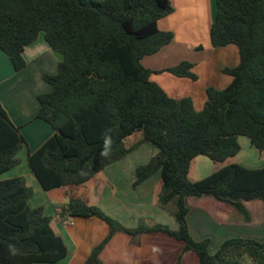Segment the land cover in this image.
Listing matches in <instances>:
<instances>
[{
  "label": "trees",
  "instance_id": "16d2710c",
  "mask_svg": "<svg viewBox=\"0 0 264 264\" xmlns=\"http://www.w3.org/2000/svg\"><path fill=\"white\" fill-rule=\"evenodd\" d=\"M173 10L170 0H0V50L15 71L26 67L25 48L42 32L63 57L57 73L43 77L51 91L38 96L36 114L55 133L29 156V165L49 192L84 186L145 143L159 149L136 169L134 187L159 171L157 204L171 208L177 230L143 218L138 227L125 228L83 194L69 192L59 205L63 222L97 217L109 227L84 264H102L99 256L117 233L139 246L142 236L153 232L184 243L175 264H182L187 253H194L198 264H264V240L234 236L211 252L210 238L193 239L187 222L189 198L226 204L232 219L238 216L245 223L252 220L246 203L264 204V167L234 163L195 182L188 178L198 156L215 163L237 156L241 136L264 158V0H217L211 45L236 46L240 61L223 69L232 77L226 88H207L200 111L191 98L169 97L142 63L172 42L173 34L161 31L158 22ZM193 68L183 61L157 73L196 80ZM136 133L141 138L127 146ZM105 137L112 141L107 155ZM25 144L0 102V264H56L69 251L53 229L52 217L43 206H29L33 191L24 177L2 178L20 164Z\"/></svg>",
  "mask_w": 264,
  "mask_h": 264
},
{
  "label": "crops",
  "instance_id": "0c3cea01",
  "mask_svg": "<svg viewBox=\"0 0 264 264\" xmlns=\"http://www.w3.org/2000/svg\"><path fill=\"white\" fill-rule=\"evenodd\" d=\"M170 2L174 10L170 15L159 20L158 28L161 31L171 32L173 40L158 53L145 57L142 63L153 72L150 79L158 84L169 97L173 99L191 98L194 108L200 111L207 100V88L213 87L221 90L231 83L232 77L224 74L223 69L226 67L233 68L239 64L238 48L234 45L214 48L211 45L210 28L214 21L217 0H170ZM37 41L25 48L23 56L26 61V67L18 72L13 69L7 55L0 50V102L12 123L20 129L26 141L25 147L20 150L18 157L20 159L21 152L25 151L27 158L26 164H22L20 159V164L16 166V171L8 175L7 173L11 172V169L2 178L24 177L26 186L34 189H32L33 195L29 202L35 200L37 193L40 196L41 194H48L47 200L41 198V200L35 202V206H29L31 208L44 207L45 213L52 217L53 229L63 238L68 248V257L56 264H84L92 249L108 235L109 227L97 217H76L63 222L62 217L59 215V204L66 203L68 197L65 193L59 192L66 189L74 190L76 196L83 194L88 203H91L93 199H97V196L93 198L91 196V184L99 180L103 181L100 200L95 201H97L96 203L99 206L104 205L102 204L103 199L105 200V205L109 203L107 207L103 206L104 212L107 215H113L112 218L114 217L117 221H121L120 223L124 226L114 209V205L119 202L116 188L121 190L122 195H125L131 183L130 181L125 183L126 181L121 180V178L118 179V176H120L118 168L123 158L106 167L84 186H67L49 192L42 188L39 180L31 170L29 156L37 151L55 132L48 123L36 118L39 108L38 96L43 91L49 92L51 90V86L46 84L45 80V85L40 82V79L43 80L44 74H41V76L39 74V77H37L32 67V65L34 66V59L40 55L34 47L42 46L37 44L41 40ZM46 46L49 47L47 43ZM50 50L55 52L51 48ZM50 57L57 58V60H54V68L56 66L55 63L61 61V56L51 55ZM183 61L193 63L194 72L208 77L205 84L200 83V80L197 82L190 78H178L167 72L157 73V71L176 66ZM200 69L201 72L199 71ZM55 72L56 70H52L49 73L54 74ZM19 96H22L23 99L20 100ZM29 130L30 133H25ZM30 135L31 138L28 137ZM161 182L160 176L159 182H156L148 191L150 195L148 196L147 206L139 202L136 209L139 212L137 213L138 219L148 218L149 207L156 206V195L161 188ZM108 184L111 185V188L107 186ZM41 190H43V193ZM53 194H57L56 201L59 200L60 202L53 203L55 201L51 199V197L54 198ZM60 197L63 199L60 200ZM139 200H141L140 197ZM195 200H197L198 204L191 207L187 215L189 230L193 239L197 241L210 238L211 252L215 251L224 239L234 236L253 238L259 241L264 240V204L262 202L252 201L246 203V207L251 212L252 220L250 223H245L238 216H234L232 219V208L228 205L221 207L223 213L219 216V212H214L215 215H213L204 208L206 204H213L217 207L219 205L220 208L221 204L219 202L209 197ZM123 203L128 207L135 206L134 203ZM252 209H256L258 214H254ZM137 215L135 216L137 217ZM153 215L154 221H161L164 211L157 208ZM128 217H130V213ZM149 218L152 219L151 216ZM128 229L133 228L130 227ZM175 230L177 229H172V231ZM183 245V242L164 233L153 232L144 234L141 238V244L135 246L130 244V237L123 233H117L103 249L99 258L102 264H175ZM187 263L198 264L194 253L184 255L182 264Z\"/></svg>",
  "mask_w": 264,
  "mask_h": 264
},
{
  "label": "rangeland",
  "instance_id": "374dc122",
  "mask_svg": "<svg viewBox=\"0 0 264 264\" xmlns=\"http://www.w3.org/2000/svg\"><path fill=\"white\" fill-rule=\"evenodd\" d=\"M37 40L38 41L41 40L37 44L42 45L41 47H37V46L34 47L36 49V52L40 54L37 58L34 59V61H33L34 66L32 65V67L34 68V70L36 72L37 77H39V74H40V76H41V74L42 75L43 74L44 75H55L57 73L56 68L58 67L59 61L55 63L56 66H54V68H53L54 60H57V58H55V57L51 58L50 56L51 55H56L57 57L61 56V60H62V58H63L62 55L58 52H51L50 48L46 46L47 42L45 41L43 32L40 33ZM31 64H32V62H31ZM52 70H56V72L54 74H50L49 72ZM199 71L201 72V69ZM194 73L197 75V79L193 80V81L198 82L200 80V83L205 84L208 77L204 76L202 74H198L197 72H194ZM203 74H204V72H203ZM44 75H43V77H44ZM43 77H42L43 80L40 79V82L42 83V85H45V83L49 84V83L44 81ZM178 78H183V77H178ZM198 86H197V89H198ZM43 93H48V92L43 91ZM19 99L21 100V99H23V97L19 96ZM25 133H27V134L30 133V130L26 131ZM28 137L31 138V135ZM140 138H141V133H136V135L132 136L130 139L127 140V146L133 145ZM238 142L241 146L240 153L237 156L231 157L224 162L215 163V162L211 161L207 156H204V155L196 157L191 162V166H190V170H189V174H188L189 180L192 182H195L197 180L203 179V178L213 174L214 172L218 171L219 169H221L222 167H224L225 165H228V164L236 163V164H240L242 166L248 167V168L264 167V158L259 157L257 150L254 147H252L248 138L241 136L238 138ZM23 147H25V146H23ZM158 154H159V149L157 147H155L154 145H152L150 143H145V144L141 145L140 147L133 149V151L121 161V164L118 168L119 169V175H120V176H118V179L121 178V180H125L126 181L125 183L130 181L131 185H130V188L127 189L128 191L126 192L125 195H122L121 190L116 188V194H117V198L119 199V202L117 205L116 204L114 205V209L116 210L117 216H119L121 218L125 228H130V227L136 228V227H138L140 219H141V218L138 219V215H137V213H139L136 210L138 207V204H139V202H141L142 205L143 204H145V206L148 205L147 200L149 198L148 196L150 195V193L148 191H150L151 187L154 186V184L156 182L158 183L159 179H160V173H159V171H157L152 176H150L145 181H143L141 184L134 187V182L136 180V177H135L136 169L141 165H146L153 157L157 156ZM20 156H21L20 159L22 161L21 163L26 164L27 163L26 152L25 151L21 152ZM122 170H123V172H122ZM14 171H16V167H14V169H12L11 172H8L7 174L9 175L10 173H14ZM102 182L103 181L99 180V181L93 182L91 184V187H90L91 188V190H90L91 196H92V198L94 196H97L96 197L97 199H93V201H91V203H89V204L96 205L101 211L104 212L105 209L103 206L107 207L109 203L107 205H105V200L103 199L102 204H104V205L99 206L96 203L97 201H95V200H98V201L100 200V193L102 191L101 188L103 185ZM107 186L111 188V185L108 184ZM160 190H161V188L159 189V192H160ZM41 191L43 193V190H41ZM113 191H115V190H113ZM69 192L75 193L74 190H67V189L65 191L61 190L59 193H63V194L65 193L66 196H69L68 195ZM159 192H158V194H159ZM127 193H128V195H127ZM56 195L57 194H53L54 198L50 196L52 200H55L53 203H56L59 201V200L56 201ZM48 197L49 196L46 193L41 194V196L37 193L35 196V200L32 202H29V205L35 206L36 201L41 200V198L47 200ZM139 197L141 198V200H139ZM62 199L63 198L60 197V200H62ZM196 201L197 200H195V198H189L187 200L188 206H190V207L196 206L198 204ZM123 202L134 203L135 206L128 207ZM98 204H99V202H98ZM220 204H221L220 208H219V205L217 207L213 204H206L204 206V208L208 212H211L213 215H215L214 212H219L218 214H219V216H221V214L223 213V209L221 207L225 206L226 204H223V203H220ZM59 205H61V204H59ZM155 207H149V209H148L149 216H151L152 219L149 218V216L147 215L148 218H144L143 220L149 221L150 223H159L160 222V223L168 226L171 230L177 229L178 225H177L174 217L171 215V213H172V212H170L171 208L164 210V209L160 208L158 206V204H156ZM157 208L160 209L161 211H164V216H163V218H161L162 219L161 221H163V222H161V221L157 222V221H154V219H153V217H154L153 213L157 211ZM217 208H219V209H217ZM263 210H264V208H263ZM252 211H254V214H258V211L256 209H252ZM108 212H110V211H108ZM129 213H130V217H128ZM133 214L137 215V217L135 215H134L135 216L134 217ZM112 216L113 215H111L110 217H112ZM161 216H162V214H161ZM113 219H114V217H113ZM187 264H191V263H187Z\"/></svg>",
  "mask_w": 264,
  "mask_h": 264
},
{
  "label": "clouds",
  "instance_id": "9594fccd",
  "mask_svg": "<svg viewBox=\"0 0 264 264\" xmlns=\"http://www.w3.org/2000/svg\"><path fill=\"white\" fill-rule=\"evenodd\" d=\"M111 139L110 137H105V141H104V151H103V154L104 155H107L109 150H110V146H111Z\"/></svg>",
  "mask_w": 264,
  "mask_h": 264
}]
</instances>
